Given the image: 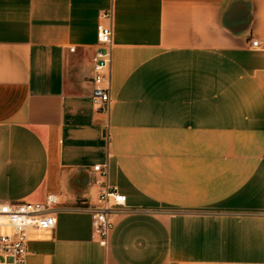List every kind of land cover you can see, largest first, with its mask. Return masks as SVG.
<instances>
[{
	"label": "crops",
	"instance_id": "obj_1",
	"mask_svg": "<svg viewBox=\"0 0 264 264\" xmlns=\"http://www.w3.org/2000/svg\"><path fill=\"white\" fill-rule=\"evenodd\" d=\"M95 164L126 196L105 245ZM48 194L27 264H264V0H0V201Z\"/></svg>",
	"mask_w": 264,
	"mask_h": 264
},
{
	"label": "built area",
	"instance_id": "obj_2",
	"mask_svg": "<svg viewBox=\"0 0 264 264\" xmlns=\"http://www.w3.org/2000/svg\"><path fill=\"white\" fill-rule=\"evenodd\" d=\"M110 18L111 11L101 13ZM97 45L91 55L92 89L90 98L96 111L107 110L110 103L112 27L99 21L96 25ZM260 46L258 39L251 47ZM74 47H69L74 51ZM94 181L100 184L96 203L86 209L91 215L92 237L105 245L113 226L112 215L126 202L125 194L107 181V164H95ZM58 199L48 194L42 202L0 201V264H27L28 242L33 237L52 232L55 225V205Z\"/></svg>",
	"mask_w": 264,
	"mask_h": 264
}]
</instances>
